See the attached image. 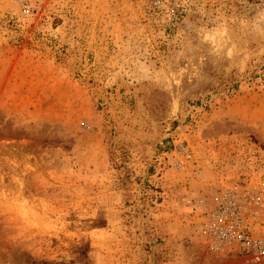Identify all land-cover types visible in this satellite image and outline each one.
Segmentation results:
<instances>
[{
    "label": "rangeland",
    "instance_id": "1",
    "mask_svg": "<svg viewBox=\"0 0 264 264\" xmlns=\"http://www.w3.org/2000/svg\"><path fill=\"white\" fill-rule=\"evenodd\" d=\"M264 0H0V264H264Z\"/></svg>",
    "mask_w": 264,
    "mask_h": 264
},
{
    "label": "built area",
    "instance_id": "2",
    "mask_svg": "<svg viewBox=\"0 0 264 264\" xmlns=\"http://www.w3.org/2000/svg\"><path fill=\"white\" fill-rule=\"evenodd\" d=\"M241 213L236 201L228 200L210 215L206 232L213 251L227 249L240 254L264 251V242L253 234Z\"/></svg>",
    "mask_w": 264,
    "mask_h": 264
}]
</instances>
